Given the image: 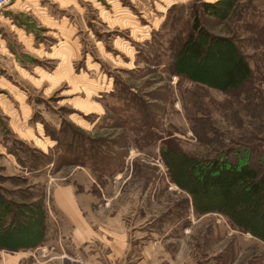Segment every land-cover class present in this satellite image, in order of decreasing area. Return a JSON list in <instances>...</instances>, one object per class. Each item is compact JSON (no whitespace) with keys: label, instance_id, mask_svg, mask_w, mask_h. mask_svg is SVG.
<instances>
[{"label":"rangeland","instance_id":"obj_1","mask_svg":"<svg viewBox=\"0 0 264 264\" xmlns=\"http://www.w3.org/2000/svg\"><path fill=\"white\" fill-rule=\"evenodd\" d=\"M192 35L207 60L182 54ZM241 56L251 75L228 88ZM244 167L264 176V0L0 12V264H101L88 245L62 258L66 184L96 197V230L128 232L125 264H264V196L215 180Z\"/></svg>","mask_w":264,"mask_h":264},{"label":"crops","instance_id":"obj_2","mask_svg":"<svg viewBox=\"0 0 264 264\" xmlns=\"http://www.w3.org/2000/svg\"><path fill=\"white\" fill-rule=\"evenodd\" d=\"M52 200L55 211L61 215L62 232L59 239L64 260L76 258L77 250L88 245L93 246L90 258L95 255V262L125 264L130 253L129 234L126 231L119 233L114 229L105 228L104 224L96 230L97 226L90 220L92 213L101 209L100 206H95L96 197L77 195L74 187L66 184L54 188ZM52 220L56 222L55 218ZM57 222L59 224L60 221ZM22 258V255H17L6 262L20 264ZM76 263L82 264L78 261Z\"/></svg>","mask_w":264,"mask_h":264},{"label":"trees","instance_id":"obj_3","mask_svg":"<svg viewBox=\"0 0 264 264\" xmlns=\"http://www.w3.org/2000/svg\"><path fill=\"white\" fill-rule=\"evenodd\" d=\"M208 7L215 8V6H208ZM195 31L201 32V29L199 26V20L197 18H195V21L193 24V33H195ZM182 54L184 56L186 54H191L194 57H198L200 60L202 59V61L207 60L208 58L207 52H203V49L199 41H194V35L190 36L187 42L185 43ZM242 57L243 56H241V58ZM224 75L227 78V81H226L227 87L237 89L241 87V85L249 79L251 75V70L249 66L247 65V63L245 62V60L242 58L239 60L237 59L233 67L229 69ZM257 175H258L257 172L253 170L251 167H244L243 169L242 168L238 169V171L232 170L230 171V173H227L226 176L224 175L221 177L219 175V177L215 180H217L218 184H222L224 191H226V193L238 183L239 185H245L246 187L249 184V182L253 180L252 187L249 190L251 194H255L257 195V197L261 198L264 196V176L260 178ZM229 180H230V183L226 185L225 183H227ZM176 182L178 183V185H180V187H182V185L177 179H176ZM234 183L236 184L233 187H230ZM192 205H193V208L195 209L194 203ZM235 223L241 226V224L237 220ZM241 227L244 228L243 226ZM244 229L245 231H248V232L250 231L253 234H256L253 228H250V229L244 228Z\"/></svg>","mask_w":264,"mask_h":264},{"label":"built area","instance_id":"obj_4","mask_svg":"<svg viewBox=\"0 0 264 264\" xmlns=\"http://www.w3.org/2000/svg\"><path fill=\"white\" fill-rule=\"evenodd\" d=\"M14 0H0V12L4 11L7 7H9Z\"/></svg>","mask_w":264,"mask_h":264}]
</instances>
